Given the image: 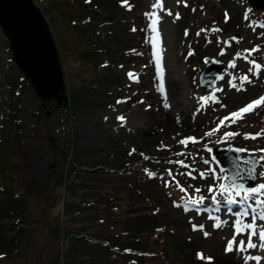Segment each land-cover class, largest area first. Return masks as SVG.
I'll return each mask as SVG.
<instances>
[{
	"label": "rangeland",
	"instance_id": "obj_1",
	"mask_svg": "<svg viewBox=\"0 0 264 264\" xmlns=\"http://www.w3.org/2000/svg\"><path fill=\"white\" fill-rule=\"evenodd\" d=\"M35 1L44 13L58 47L67 98L65 102L55 103L52 96L43 97L35 93L25 75L23 80L17 81L19 76L12 69L16 64L8 38L0 27V135L11 133L12 143L18 149L13 175L21 176L36 186L42 184L48 164L54 159L49 139L57 145L70 141L79 161L106 153L112 141L116 147L141 156L135 171L109 178L100 176L96 187V193L123 197L120 199L122 203L130 200L129 188L134 191L133 206L130 207L141 213L131 217L127 223L130 228L145 232L142 247L146 251L139 255L138 260H134L137 257L131 255L133 253L125 254L127 257L122 258L123 262L244 264V256L262 257L264 249L259 247L238 252L234 245L233 251H225L235 234V220L244 205L228 203L227 194L220 193L223 171L211 153L215 143L227 142L246 150L241 152L242 155L251 152L257 154L258 159L264 155L260 151L264 149V134L255 139L245 138L249 134L264 133V106L245 114L236 123L225 121L219 131H213L224 117L264 96V7L251 6L247 0H162L161 10L153 7L157 0H113L114 15L109 17L110 26L121 39L111 40L109 50L94 48L104 60H109V67L96 62L97 72L108 78L99 84L82 83L78 93L73 89V77L84 76L87 68L84 63L80 67L69 63L64 49L66 44L75 49L78 44L70 40L69 26L61 21L58 11L51 10L57 22H53L49 15L47 8L53 0ZM99 2L89 0L87 3L91 4L94 19L100 17L96 13L97 8H101ZM65 4L72 9L75 7L73 0H65ZM169 11L171 15H168ZM146 13H155L159 17L154 25L158 31H153V26H150L153 18ZM253 48L260 51L244 59L247 56L244 50ZM237 53L241 55L237 57ZM212 55L221 60L220 72L212 84L201 86L197 82V71ZM234 60L236 67L232 68L229 65ZM251 60L261 65L258 75L249 72ZM6 70L8 74L4 79ZM245 75L250 82H241L240 78ZM5 80L7 84L2 90ZM230 82H234L236 87H232ZM9 87L17 90L12 97L8 93ZM213 94L218 103L211 99L200 101V97L210 98ZM48 98H52L53 104L46 103ZM1 100L6 104L4 112ZM119 116L124 117V121L118 120ZM226 132L237 135L225 136ZM220 136L224 138L216 141ZM186 138H195L196 142L190 141L187 146L179 143ZM70 159L68 156L59 161L57 167L65 169ZM180 160L189 167L176 163ZM209 169H215V175ZM188 172L191 176L187 175ZM148 173L154 175L149 176ZM261 173H264V161L256 164L253 187L264 183ZM116 182L123 188L116 189ZM180 186L186 191H181ZM209 186L216 191L210 193ZM197 188L200 192L195 191ZM148 196L151 202L146 200ZM200 197H204L203 201ZM232 198L240 200L234 192ZM257 198L264 199V196ZM152 200H156L158 205H154ZM191 200L200 202L191 204ZM247 203L261 211L254 200ZM101 207L102 203L97 201L96 208L99 210ZM157 211L159 226L154 227L160 228L158 232L155 228L150 233L154 220L151 214L156 215ZM37 212L38 208L34 206V213ZM255 215L249 209L248 215L239 216V219L244 224L253 223ZM99 219L95 217L91 223L103 226ZM216 224L220 226L216 227ZM255 224L258 229L264 227V220L257 218ZM117 225L120 226L121 222ZM193 225L198 226L197 230H193ZM201 225L202 230L199 229ZM221 229L223 234L219 237ZM42 231L43 226L39 225L34 242L14 263L1 264L38 263L37 249ZM205 231L209 233L207 237ZM156 232L157 238L154 236ZM14 234L15 229L9 227L3 237L7 240ZM247 234L245 231L236 237L237 245L241 239L247 241ZM133 248L126 249L132 251ZM137 251L142 252L138 248ZM198 253L204 258H198ZM254 262L249 260L248 264H256ZM48 264H54V260L50 258Z\"/></svg>",
	"mask_w": 264,
	"mask_h": 264
},
{
	"label": "trees",
	"instance_id": "obj_2",
	"mask_svg": "<svg viewBox=\"0 0 264 264\" xmlns=\"http://www.w3.org/2000/svg\"><path fill=\"white\" fill-rule=\"evenodd\" d=\"M73 1L75 7L72 9L65 4V0H53L47 11L53 22H57V19L53 17L51 10L58 11L61 21L69 26L68 32L72 36L70 40L78 44L76 49L67 44L64 45V49L69 63L76 67L82 66L81 63L86 65L85 74L82 72L84 76L73 77V89L79 93L82 83L99 84L101 80L108 78L97 72L96 62H103L109 67V60H104L103 55L94 48L109 50L112 47L110 41L121 38L117 37L118 32L110 26L109 17L114 15L113 0H100L101 8L96 10V13L100 14L98 19L93 18L90 9L91 4L95 5V2L89 5L87 4L89 0ZM105 21L108 22L106 25ZM12 69L19 76L17 81L23 80L22 70L14 64ZM3 73L5 79L8 71ZM6 84L5 80L2 90ZM15 92L17 90L9 87L8 93L11 97ZM49 102L53 104L52 98L46 99V103ZM12 103L10 106L13 108ZM5 107L6 104L1 100L3 112ZM8 127L6 124L7 129ZM11 136V133L7 132L0 135V264L14 263L24 254L34 242V234L39 225L43 226V231L38 253L36 252L38 255L36 264H48L50 258L54 260V264H129L122 261L123 257H127L125 254L129 253H133L131 255L137 257H133L134 260H138L139 255L146 251L142 247L145 232L130 228L127 223L131 217L141 213L138 209L131 208L133 189L128 187L130 200L122 203L120 199L123 197L96 193V187L101 180L100 176L109 178L135 171L140 155L120 149L110 141L106 153L79 161L70 141L57 145L49 139L54 159L48 164L44 182L36 186L21 176L13 175L18 149L13 145ZM68 156H71L68 167L58 168V162ZM120 188L123 186H116V189ZM146 200L151 202L150 196ZM97 201L102 203L99 210L96 208ZM152 202L158 205L156 200ZM34 206L38 208L37 214L34 213ZM156 215L151 214L154 220L150 233L159 226L156 221L158 211ZM95 217L100 218L103 226L91 223ZM151 217L148 218L149 221ZM117 222H121V225L118 226ZM9 227L15 229V234L5 240L3 234ZM159 228H156L157 232ZM157 232L155 238L158 237ZM128 247L135 249L129 251L126 249ZM137 248L142 252H138Z\"/></svg>",
	"mask_w": 264,
	"mask_h": 264
},
{
	"label": "water",
	"instance_id": "obj_3",
	"mask_svg": "<svg viewBox=\"0 0 264 264\" xmlns=\"http://www.w3.org/2000/svg\"><path fill=\"white\" fill-rule=\"evenodd\" d=\"M251 6L264 7V0H247ZM0 27L8 38L10 52L15 64L22 70L35 93L54 98L55 103L65 102L67 95L64 89L65 80L61 60L58 54L54 35L48 21L35 0H0ZM208 61L205 63V61ZM204 60L197 71V82L201 86L212 84L220 72L221 60L212 55ZM220 136L216 141H221ZM239 146L227 142H217L212 146V158L224 169L222 183L230 185L229 176H233V165L239 157L242 168L250 166L244 160H258V155L237 152ZM255 172L247 171L236 178L237 184L246 188L254 185L256 164L251 165Z\"/></svg>",
	"mask_w": 264,
	"mask_h": 264
},
{
	"label": "snow or ice",
	"instance_id": "obj_4",
	"mask_svg": "<svg viewBox=\"0 0 264 264\" xmlns=\"http://www.w3.org/2000/svg\"><path fill=\"white\" fill-rule=\"evenodd\" d=\"M153 7H159L161 8V10H163V3L162 0H157V4L153 5ZM172 13L169 11L168 15H171ZM146 15L150 16L153 18V31H158L154 25L158 23L159 21V17L156 16L155 13H146ZM227 17V14H226ZM179 18V14H177V19ZM245 18L247 19L248 16L246 14ZM135 30V29H133ZM201 31H205V29H201ZM212 31H220L219 29H213ZM185 35H187V31L185 32ZM197 35H200V33L198 32ZM236 39V38H233ZM227 43V42H226ZM247 53V56L244 57V59H248L249 56H252L253 53L260 51L259 48H253V49H245L244 50ZM223 54V53H221ZM237 57H239L241 55V53H237L236 54ZM208 61L206 60L205 63H207ZM249 63L252 65L249 68V72H253L254 74H259L260 70H261V65L258 64L255 60H251L249 61ZM230 67L235 68L236 67V63L235 60L230 62ZM129 77H132V74L129 73ZM241 82L243 83L244 81H249V78L247 75L243 76L240 78ZM232 87H236V84L234 82H230ZM162 90V89H161ZM217 91H220V89H217ZM208 99H211L213 102L218 103L219 101L217 100V98L215 97V95L213 94L210 98L209 97H200V101L201 102H207ZM121 101H118V103H120ZM261 106H264V96L259 97L258 99H255L253 101H251L250 103H248L247 105H245L243 108L238 109L237 111L231 113L229 116L224 117L219 125L217 126L216 129H214L213 131H219L220 127H223L225 124V121H230L231 123H236L237 120L243 119L244 115L250 112L255 111L257 108H260ZM118 120L120 121H124V117L119 116L117 117ZM264 133H256L255 135H246L245 138H251V139H255L259 136H261ZM206 135H210V133H206ZM225 136H234L237 135V133H231V132H226L224 133ZM196 142L195 138H186L184 140H181L179 143H181L182 145L187 146L188 142ZM166 147V146H165ZM209 151H211V149H208ZM237 152H243L246 151L244 149H237ZM262 153H264V149L260 150ZM178 155H183V153H179ZM239 157L236 158V161H234V165H233V176H229L228 179L232 181V183L230 185H226L224 183H220L219 184V190L220 193L223 194H227L226 199L228 203H241L242 205H244L243 211L241 213L238 214V218L236 220V231L235 234L232 238V240H229L225 251L226 252H231L234 250V245H236L235 250L238 252H245L247 249H255V248H261L264 249V227H260L259 229L257 228V225L255 224V220L258 218L260 220H264V199H258V196H264V183H261L259 185H257L256 187H252V188H246L243 184H237L235 182L236 178H240L241 174L245 171L248 172L249 175H251L252 173L255 172V168L251 167V165H255L258 164L260 161H264V155H261L259 157L258 160H252V159H248V160H244L243 163L245 165H249L250 167L248 169H244L241 167L240 163H239ZM169 163H171V161H169ZM176 163L180 164L183 167H189L188 165L184 164V161L180 160V161H176ZM205 163H208V161H205ZM209 171H211L214 175H215V169H209ZM222 171H224L222 169ZM149 176L154 175L153 173H148ZM169 175H172V172L169 171ZM187 175L191 176V172H188ZM262 176H264V173H261ZM201 176H203V173H201ZM178 183V182H177ZM179 186V184H178ZM181 187V191H186V189H184L182 186ZM196 192H200V189L197 188L195 189ZM208 191L210 193L215 192L216 189L213 186H209ZM235 193L236 196L240 197L239 201H236L232 198V193ZM204 197H200V201H203ZM213 199L215 200V196L213 197ZM254 200L256 205L259 207V209H261V211H257L256 208H252L251 205H249L247 203L248 200ZM200 201H196V200H191L189 203L191 204H196L199 203ZM249 209H251L252 212L256 213L255 216H253V223H248V224H244L240 219L239 216H247L249 213ZM187 210V209H186ZM216 227H219V224L215 225ZM196 225H193V230H197ZM199 229H203V226H199ZM245 231H247V243H245V240L241 239L237 245L236 242V237L239 235H242ZM205 237H207L209 235L208 232H204ZM253 237H258L260 243L256 244L253 242ZM198 258L203 259V254L198 253L197 254ZM207 259H211V258H207ZM244 264H248L249 260H254L256 262V264H260V261L262 259V257L260 256H244Z\"/></svg>",
	"mask_w": 264,
	"mask_h": 264
},
{
	"label": "bare ground",
	"instance_id": "obj_5",
	"mask_svg": "<svg viewBox=\"0 0 264 264\" xmlns=\"http://www.w3.org/2000/svg\"><path fill=\"white\" fill-rule=\"evenodd\" d=\"M211 203H212V202H211ZM214 204H215V203H214ZM226 206H227V205H226ZM234 208H235V207H234ZM230 210H231V209H230ZM235 221H236V220H235ZM232 222H233V221H232ZM226 225H227V224H226ZM259 228H260V227H259ZM224 229H226V227H225ZM222 230H223V229H221L220 234L218 233V234H219V237H220L221 234H223V233H222V232H223ZM244 236H245V235H244ZM246 236H247V235H246ZM256 239H257V238H256ZM256 239H255V237H254V239H253V242H254V243H256ZM257 240H258V239H257ZM258 242H259V241H258ZM245 243H247V241H245ZM256 244H257V243H256ZM256 249H257V248H256ZM247 252H248V251H247ZM249 254H250V253H249ZM251 255H252V254H251ZM261 256H262V262H260V264H264V252L262 253ZM254 263H255V262H254Z\"/></svg>",
	"mask_w": 264,
	"mask_h": 264
}]
</instances>
